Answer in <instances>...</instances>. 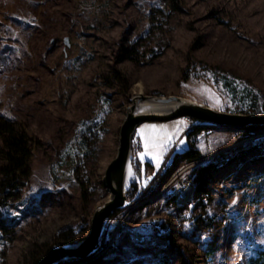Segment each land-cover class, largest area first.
<instances>
[{
    "label": "rangeland",
    "instance_id": "374dc122",
    "mask_svg": "<svg viewBox=\"0 0 264 264\" xmlns=\"http://www.w3.org/2000/svg\"><path fill=\"white\" fill-rule=\"evenodd\" d=\"M138 91L264 114V0H0V114L32 142L25 185L7 199L0 188V264H31L56 240L85 237ZM196 123L208 126L197 136L186 117L136 128L130 185H145L175 152L200 156L155 195L128 200L79 264H263L264 126L245 134ZM177 127L183 142L161 145ZM208 163L216 168L198 194L197 169ZM180 181L191 188L183 199Z\"/></svg>",
    "mask_w": 264,
    "mask_h": 264
},
{
    "label": "water",
    "instance_id": "95a60500",
    "mask_svg": "<svg viewBox=\"0 0 264 264\" xmlns=\"http://www.w3.org/2000/svg\"><path fill=\"white\" fill-rule=\"evenodd\" d=\"M64 43H68L67 38H64ZM147 101L168 104L171 107L163 112H139L141 103ZM180 117L224 127L264 126V114L225 112L182 96H156L134 92L119 128L116 154L106 166L102 177L110 197L94 209L85 237L77 242L50 246L34 264L83 262L98 252L100 239L110 216L128 205L127 193L131 181L127 182L126 177L128 169L132 173V139L136 128L143 122H164Z\"/></svg>",
    "mask_w": 264,
    "mask_h": 264
},
{
    "label": "trees",
    "instance_id": "16d2710c",
    "mask_svg": "<svg viewBox=\"0 0 264 264\" xmlns=\"http://www.w3.org/2000/svg\"><path fill=\"white\" fill-rule=\"evenodd\" d=\"M214 126V125H209ZM206 125H201L196 123L193 128L188 132V135L193 133H198L204 130ZM235 131H241L247 133L248 131L254 130L255 127H233ZM0 154L3 159V163L0 166V188L2 191V196L4 199L11 198L12 196L18 194L20 188L25 185L28 177L30 176V161L32 158V142L28 132L21 126L18 125L14 120L7 119L4 115L0 114ZM172 149L168 152H170ZM142 151L140 144L134 146V174L137 179L141 176V167L140 159L138 158V153ZM200 152L197 149L189 148L183 152H175L171 161V164L166 167V169H160L158 173L145 185H139L134 183L130 186L128 190V200L129 205H134L143 201L152 195H155L162 186L163 178L170 174L176 166L181 162H191L199 158ZM216 166H213L211 163L203 165L197 169L196 177V193L204 192V186L207 184L206 176H210L212 170ZM139 192V194H138ZM172 200L173 197H171ZM171 200V201H172ZM119 213V210L115 211L110 218L114 217ZM109 218V219H110ZM16 222L10 221L9 226H14ZM153 229L158 230L159 227L155 221L150 222ZM141 238V237H140ZM103 239V238H101ZM80 239L76 240L79 241ZM69 240H56L55 244H65ZM169 246L176 253L178 252L177 247L173 244L172 239L169 240ZM49 247L44 248L43 250L34 252L31 256L30 262L34 264L36 260L48 249ZM90 259V258H89ZM82 261L76 262H67L62 264H79ZM155 264H170L166 257H161V259ZM264 264V262H263Z\"/></svg>",
    "mask_w": 264,
    "mask_h": 264
},
{
    "label": "bare ground",
    "instance_id": "6f19581e",
    "mask_svg": "<svg viewBox=\"0 0 264 264\" xmlns=\"http://www.w3.org/2000/svg\"><path fill=\"white\" fill-rule=\"evenodd\" d=\"M140 90V89H139ZM135 93H140V91L135 92ZM186 98V97H184ZM171 106L168 104H160V103H155V102H143L141 103V105L138 108L139 112H163L166 111L170 108ZM131 170L128 169L127 170V182L132 181V175H131ZM191 188L185 183V182H179L178 184V188H177V193L180 196V199H183L185 196H188L187 194L190 193ZM108 195L107 198L108 199L110 197V193L109 191H107Z\"/></svg>",
    "mask_w": 264,
    "mask_h": 264
},
{
    "label": "snow or ice",
    "instance_id": "6c2138e0",
    "mask_svg": "<svg viewBox=\"0 0 264 264\" xmlns=\"http://www.w3.org/2000/svg\"><path fill=\"white\" fill-rule=\"evenodd\" d=\"M180 131H181V128L177 127L172 135H170V136L166 135L164 137V139L161 141V145H164L166 143H182L183 141L179 138ZM157 159H159V158L157 157Z\"/></svg>",
    "mask_w": 264,
    "mask_h": 264
},
{
    "label": "built area",
    "instance_id": "2783aa9c",
    "mask_svg": "<svg viewBox=\"0 0 264 264\" xmlns=\"http://www.w3.org/2000/svg\"><path fill=\"white\" fill-rule=\"evenodd\" d=\"M186 120L191 122L190 129L193 128V127L195 126V124H196V120H194V119H192V118H188V117H186ZM195 134H196V135H195ZM195 134H194V136H197V133H195ZM194 136H193V137H194ZM190 163H191V162H190ZM177 196L180 197L178 193H177ZM185 197H186V196H185ZM185 197H184V198H185ZM179 199H180V198H179Z\"/></svg>",
    "mask_w": 264,
    "mask_h": 264
}]
</instances>
